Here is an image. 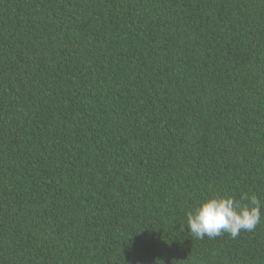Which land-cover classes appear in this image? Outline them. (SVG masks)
Instances as JSON below:
<instances>
[{"label":"trees","instance_id":"obj_1","mask_svg":"<svg viewBox=\"0 0 264 264\" xmlns=\"http://www.w3.org/2000/svg\"><path fill=\"white\" fill-rule=\"evenodd\" d=\"M264 201V0H0V264H264L196 239Z\"/></svg>","mask_w":264,"mask_h":264},{"label":"clouds","instance_id":"obj_2","mask_svg":"<svg viewBox=\"0 0 264 264\" xmlns=\"http://www.w3.org/2000/svg\"><path fill=\"white\" fill-rule=\"evenodd\" d=\"M264 201L257 195L242 192L232 195L211 196L187 214V232L196 239L229 234L235 238L242 230L253 231L261 221Z\"/></svg>","mask_w":264,"mask_h":264}]
</instances>
